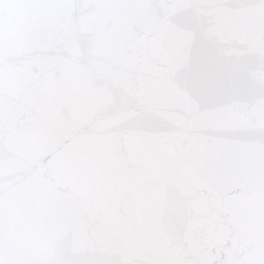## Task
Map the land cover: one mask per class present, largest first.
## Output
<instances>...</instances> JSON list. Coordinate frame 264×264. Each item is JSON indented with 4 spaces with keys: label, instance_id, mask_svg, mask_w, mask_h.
I'll return each mask as SVG.
<instances>
[{
    "label": "snow or ice",
    "instance_id": "6c2138e0",
    "mask_svg": "<svg viewBox=\"0 0 264 264\" xmlns=\"http://www.w3.org/2000/svg\"><path fill=\"white\" fill-rule=\"evenodd\" d=\"M131 2L91 0L113 10ZM181 2L208 9L221 6V0H160L159 6L166 16ZM73 4L0 0V151L16 154L15 161L0 158V176L14 166L22 168L14 183H0V264H264V139L255 144L257 184L244 194L242 217L222 206L197 173L218 141L196 130L218 125L175 83L168 54L146 50L147 34L137 43L120 39L135 69L110 71L112 38L99 33L93 49L101 59L86 66L67 63L61 81L40 75L35 92L24 89L7 70L6 51L24 42L39 13L70 10ZM248 7L254 13L251 43L259 57L251 76L264 86V0H252ZM92 22L93 17L82 16L76 30ZM70 23L69 11L48 38ZM115 23L119 26L120 20ZM182 43L178 34L172 50L178 51ZM69 49L76 54L75 38ZM114 82L125 88L126 98L121 111L110 115ZM13 102L21 112L14 121L9 118ZM170 107L177 111L169 113ZM64 111L70 113L67 120ZM229 111L234 121L264 137V95L243 107L233 103ZM144 114L167 116L169 121L167 130L152 134L150 147L138 142L137 133L117 129L120 119ZM50 137L56 138L55 145L34 163L30 151ZM165 208L186 221L182 238L174 236ZM217 227L226 230L223 239L207 246ZM69 235L65 253L58 245Z\"/></svg>",
    "mask_w": 264,
    "mask_h": 264
},
{
    "label": "water",
    "instance_id": "95a60500",
    "mask_svg": "<svg viewBox=\"0 0 264 264\" xmlns=\"http://www.w3.org/2000/svg\"><path fill=\"white\" fill-rule=\"evenodd\" d=\"M159 3L160 0H133L113 10L97 7L91 0H74L70 10L44 9L39 13L38 22L27 31L24 42L6 51L7 70L24 89L35 92L38 76L61 81L64 76L62 69L67 63L74 61L86 66L93 60L101 59L93 49V42L99 33L112 38L107 52L109 70L135 69V61L127 55L120 39L123 36L137 43L138 37L147 34L146 50L154 48L168 54L166 58L174 68L175 83L201 110L208 111L218 125L210 127L204 124L196 130L199 136L218 141L209 157L198 166L197 173L206 190L213 192L222 206L243 217L246 207L244 194L253 191L257 184L255 144L264 137L250 125L234 121L229 109L233 103L243 107L264 95V86L251 76L259 62L258 52L251 43L254 13L248 6L252 0H221L217 9L181 2L166 16ZM69 11L71 23L57 30L49 39V30ZM82 16L93 17V22L77 31L76 26ZM117 19L120 20L119 26L115 23ZM178 34L183 37V43L178 51H173L171 45ZM74 38L78 41L75 55L69 49V43ZM96 83L99 85L102 82ZM111 97L109 114H118L126 98L125 88L114 82ZM127 101L131 103L130 96H127ZM167 111L173 113L177 109L170 107ZM20 116L21 112L13 102L9 107V118L14 121ZM63 118L69 119L70 113L64 111ZM168 127L167 116L152 114L126 117L117 122V129L137 133L138 142L144 147H150L152 134ZM55 143L56 138L50 137L43 147L31 150L29 155L33 162L39 164L43 152ZM0 158L15 161L16 154L3 150L0 151ZM21 172L20 166L12 167L0 176V183H14ZM169 192L175 194V189L170 188ZM193 198H196L195 194ZM120 211L124 213L123 208ZM163 213L174 236L182 238L187 232L186 221L167 208L163 209ZM225 232L224 228L217 227L207 246L222 240ZM70 240L69 235L59 243L62 252H69Z\"/></svg>",
    "mask_w": 264,
    "mask_h": 264
}]
</instances>
